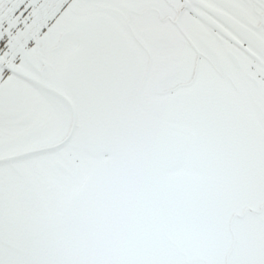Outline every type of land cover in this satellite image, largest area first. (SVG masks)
I'll use <instances>...</instances> for the list:
<instances>
[{
	"label": "snow or ice",
	"instance_id": "obj_1",
	"mask_svg": "<svg viewBox=\"0 0 264 264\" xmlns=\"http://www.w3.org/2000/svg\"><path fill=\"white\" fill-rule=\"evenodd\" d=\"M0 264H264V0H0Z\"/></svg>",
	"mask_w": 264,
	"mask_h": 264
}]
</instances>
